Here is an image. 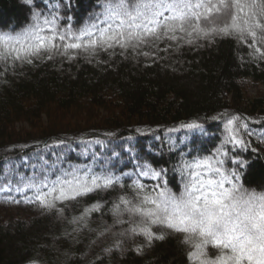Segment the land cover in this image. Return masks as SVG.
Here are the masks:
<instances>
[{"label":"trees","instance_id":"1","mask_svg":"<svg viewBox=\"0 0 264 264\" xmlns=\"http://www.w3.org/2000/svg\"><path fill=\"white\" fill-rule=\"evenodd\" d=\"M101 4L0 0V35L22 33L35 23V11L43 14L41 24L55 12L62 26L79 29L102 11ZM250 44L234 36L193 44L162 39L124 54L117 46L96 55L72 50L73 59L58 53L48 59L44 51L32 63L12 58V41L8 48L0 44V52L9 55L0 61V187H10L0 191V264H200L203 257L188 255L197 250L183 243L187 234L166 226H152L164 238L151 243L142 235L114 236L130 226V217L115 224L110 209L119 196L133 195L135 189L128 187L133 181L154 195L162 188L179 194L189 181L218 179L209 165L242 192L264 193V99L250 98L244 90L246 80L264 83V57ZM145 52L149 55L138 54ZM232 115L242 116L252 133L241 134L244 145L228 142ZM17 122L29 129L16 130ZM190 123L201 127H183ZM205 157H211L207 165L182 167ZM73 168L80 175L119 177V183L58 205L64 208L60 213L26 202L31 190H15L22 177L46 176L47 183ZM142 169L149 175H140ZM153 171L161 175L154 178ZM225 187L231 185L225 181ZM96 203L101 207L85 221L70 223ZM204 251L213 258L220 252L211 243Z\"/></svg>","mask_w":264,"mask_h":264},{"label":"snow or ice","instance_id":"2","mask_svg":"<svg viewBox=\"0 0 264 264\" xmlns=\"http://www.w3.org/2000/svg\"><path fill=\"white\" fill-rule=\"evenodd\" d=\"M28 3L32 4L33 0ZM101 9L100 13L90 17V23L79 29L66 24L62 26L59 14L55 12L45 17L41 24L43 14L35 11V23L16 37L0 35V44L8 48V42L12 41L11 53H15L12 58L32 63V58H39L44 51L49 53L48 59H52L54 53L73 59L72 50L96 55L98 50L107 51L118 46L124 54L128 49L137 51L142 44L153 40H184L193 44L199 39L234 36L240 42L250 40L253 52L264 57V0H102ZM45 28L48 34H42ZM138 54L149 55L146 52ZM7 59L9 55L0 52V61ZM227 126L228 142L237 146L246 143L242 133L252 134L239 115L227 119ZM183 127L199 128L201 125L190 123ZM57 143L63 144L64 141ZM220 151L217 149L218 153ZM209 160L211 157H205L195 165L182 162V167L199 168L201 164L207 165ZM233 163L242 165L243 161L233 160ZM148 167L144 166L145 169ZM209 171L219 178L189 181L179 194L162 188L153 195L143 184L133 181L128 186L135 189L133 195L119 196L110 209L115 224L125 223L122 217L128 215L130 226L113 235H142L151 243L154 239L164 238L163 234L153 232L152 226H166L187 234L183 243L194 244L197 250L188 255L203 257L200 264H264V193L242 192L220 168L209 165ZM139 174L147 176L149 171L142 169ZM151 175L159 177L161 172L153 171ZM191 175L198 177L200 174L192 172ZM232 175L239 179L238 173L232 172ZM46 181V176L43 179L35 175L22 177L15 190H31L32 196L26 197V202H35L41 208L55 209L60 213L64 208L58 205L75 201L94 190L113 188L119 183V177L87 172L80 175L79 169L73 168L63 177ZM225 181L231 187H225ZM3 190L0 187V191ZM100 207L98 203L91 205L70 223L85 221L90 212ZM110 230L111 226L104 231ZM209 243L220 250L214 258L204 251V246ZM116 246H120L119 240H116ZM135 250L140 252L141 248L138 246Z\"/></svg>","mask_w":264,"mask_h":264},{"label":"rangeland","instance_id":"3","mask_svg":"<svg viewBox=\"0 0 264 264\" xmlns=\"http://www.w3.org/2000/svg\"><path fill=\"white\" fill-rule=\"evenodd\" d=\"M245 94L246 96L250 97V98H257L260 97L262 99H264V83H255L251 80H246V84H245ZM45 122V119H43ZM15 129L16 130H28V124L25 122H17L15 124ZM4 190L1 191V193L7 191H10V187L9 184L6 186L2 187Z\"/></svg>","mask_w":264,"mask_h":264}]
</instances>
